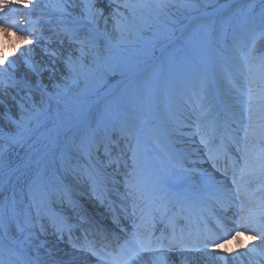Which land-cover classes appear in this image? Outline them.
Masks as SVG:
<instances>
[{
  "label": "snow or ice",
  "instance_id": "snow-or-ice-1",
  "mask_svg": "<svg viewBox=\"0 0 264 264\" xmlns=\"http://www.w3.org/2000/svg\"><path fill=\"white\" fill-rule=\"evenodd\" d=\"M98 0H85L84 7L82 9V15L74 16L67 11V0H57L54 8L60 13L58 17L57 26L54 29V35L57 37L59 43L63 45L65 40L67 41L68 48L61 50H54L49 52L45 49V53L50 56V63L55 65L57 61H61L64 65V69L67 72L63 79L67 82L64 85L55 84V87L67 91L69 85L78 83L81 79L87 81L93 78L98 72L106 69L109 62L113 59L111 55L112 48L108 43H105V52L108 54L102 55L100 48L101 35L107 36V25L109 17L113 21L114 31L118 33V43L127 42L133 36H139L143 29L150 28L155 19L161 17H168L170 15V9L175 6V0H109L110 5L115 4L116 7H112L108 15H105L103 7H97ZM31 9L34 6L33 0H0V66H4L8 62V56L4 54L3 49L7 46L6 42L12 37L16 36V39L22 44H31L33 40L28 39V34L20 28L21 25L29 23L30 26H35L37 21H27L23 18L10 17L9 10L13 8ZM121 8L127 10V14L121 11ZM25 16L31 15V12L23 14ZM104 22V29L100 28V21ZM91 25V27H89ZM22 34L17 35V31ZM259 38H264V10L261 12V30L259 32L254 29H249L246 35H234L233 36V49L238 54L239 63L236 65L237 71L240 76L247 80L246 90L241 91V95L247 96L248 112H249V124L244 128L243 139L247 141L249 132L253 128L252 120V104L255 99L253 94V85L256 83L257 75L261 80H264V54L257 55L255 49V41ZM33 39H37L33 37ZM251 41V43H249ZM16 51L15 46L12 49ZM32 50L29 49L30 53ZM24 56L27 53L22 54ZM25 64L28 65L29 71L34 72L38 77L44 69H39L28 64L25 60ZM16 61L8 63L7 67H0V71L7 74L4 78H0V89H7L11 81L10 69H15ZM255 70V71H254ZM47 71L50 73V79H54L56 74L55 67H49ZM14 83V81H12ZM25 84V87H28ZM40 86V80H37V87ZM239 90V89H238ZM60 95V93H56ZM31 99V97H28ZM47 101L43 95L41 97L40 104H46ZM32 111L29 116L23 115V105H21L22 114L19 121H14L18 129L17 132L7 134L6 136H0V140H7V143L0 144V156L4 155L13 146H24L25 134L30 133L32 128L30 125L33 121L39 126V118L44 111L43 108L33 104ZM205 118L206 132L201 133V142L207 144L208 136L215 137L219 127L218 121L215 118L209 119L210 111L202 112ZM119 139L124 140L127 148V153L123 150L118 155H113L112 146H116L119 140H114L111 135L106 134L104 137H98L95 132H85L80 136L79 141L73 137L71 143L89 159L91 162L93 157L98 160L101 151L107 158V164L105 166L115 165L116 170H119L120 166L128 169L126 175V186L128 187V194L133 200V215H136V201L141 199L148 204L153 201H167L172 203L173 201L179 202L184 198L183 191L177 187L175 189L166 190L170 188L164 182L162 170L154 168L150 163L149 147L147 144L142 143L139 138V133L133 134L130 126L123 125L119 129ZM154 143H159L156 138ZM236 144V151L239 152L240 160L243 161V165L240 166L237 162L240 172L243 174L248 168L247 147L241 146L239 138L233 140ZM29 148L32 146L29 145ZM38 151V150H37ZM127 156V158H125ZM26 163L23 164L25 169L31 168L32 160L30 156H27ZM129 161L131 162L129 164ZM36 171L33 174L31 181L28 185L29 195L33 200V205L36 207L37 218L40 216L39 202L36 199V194L47 195L45 190L42 170L40 169V160L35 161ZM21 166H17L16 171ZM95 170V165H92ZM261 172H264V156L261 157L260 163ZM24 175V173H21ZM93 183L95 184V177L91 176ZM19 178V177H18ZM233 183H237L233 179ZM240 189L237 188V193ZM13 203H15L13 198ZM241 206V211H242ZM142 214L138 216L134 224V230L128 235V238L124 240L122 244L118 246L117 251L109 253L113 258V264H186L188 256L186 253L190 251H199V248L191 249L189 246L183 243V240H177L175 234L171 238L161 237L153 239L151 234L144 235L141 232V228L145 226L146 221ZM160 214L159 209L153 213L152 220H155L156 215ZM166 215V212L164 213ZM236 222L234 221V224ZM29 228L33 229L28 233L30 238L35 236V229L37 223H33L31 217L28 222ZM19 227V226H18ZM52 227L59 239L63 238L64 232L67 229L70 233V228L62 221L52 220ZM39 229L44 232V225L39 224ZM251 229V234L248 235L249 240L260 239L261 245H264V212H261L258 220L250 221L249 217L241 215L236 227L228 229V235L225 237H218L217 239H209L212 248L219 250L231 243L232 240H241L245 233ZM20 231H24L23 228H19ZM71 240V236L69 235ZM222 240V243L219 242ZM166 241V242H165ZM46 241H41L36 249V264H39V248L42 247ZM73 247H77L73 244ZM82 250H86L96 255V252L91 247L80 246ZM208 243L204 245L207 249ZM247 247V246H245ZM255 252L256 249H251ZM48 255L51 257V251ZM207 255V253H205ZM225 264L227 260L224 257ZM0 264H4L3 260H0ZM49 264H70L68 261H60L55 258L51 259Z\"/></svg>",
  "mask_w": 264,
  "mask_h": 264
},
{
  "label": "bare ground",
  "instance_id": "bare-ground-1",
  "mask_svg": "<svg viewBox=\"0 0 264 264\" xmlns=\"http://www.w3.org/2000/svg\"><path fill=\"white\" fill-rule=\"evenodd\" d=\"M57 3V0H33V4L35 7L31 9H22L19 7L13 8L9 10V13H18V12H24L34 14L35 16L38 14L41 15H51V17L48 19L52 23L57 24L58 23V17L60 16V13L56 11L54 8V5ZM68 8L67 11L72 13L74 16H80L82 15V9L85 4V0H67ZM228 3L224 6L219 7V11H224L226 9V6ZM97 7H103L105 15L107 16L108 13L111 11L112 7H116L115 4H109L108 0H98V3L96 4ZM121 11L125 12L127 14V10L121 8ZM91 27V25H89ZM100 28L104 29V22L103 20L100 21ZM21 29L24 30L28 34V39L33 40L31 44H22L20 41L16 39V36H12L7 42V46L3 49L4 54L8 56V62L4 66L0 67H7L9 62L16 61V67L15 69H10L11 73V81L10 85L17 86L16 89L11 90L9 87L7 89H0V136H6L7 134L15 133L18 131L16 124L14 121H19L22 109L21 105H23L24 111L23 115L25 117L29 116V114L34 111L32 108V105L35 104L41 108H44L47 106V103L50 101H55L58 96L64 95L68 92L70 89V85L67 88V91H63L62 89H58L55 87V84H61L64 85L67 82L63 79V76L67 75L66 70L64 69L63 63H59V61L56 62L55 65H52L50 63V56L45 53V49H47L49 52H52L54 50H65L68 47H65L64 45H57L52 43H45L43 42L42 37H36L35 29H30V25H25L21 27ZM107 31L108 35L104 36L101 35L100 38L104 40V42L112 43L114 42L113 39L116 38V34H114V28H113V21L109 17L108 25H107ZM22 34L19 30L17 31V35ZM0 37H2V34H0ZM33 37H36L37 39H33ZM17 49L16 51H13V47ZM31 49L32 51L29 53L28 50ZM24 53H27L26 56L22 55ZM25 60H27L28 64L32 65L33 67L39 69H44L39 75V77L34 73L29 71L28 65L25 64ZM49 67H55L56 74L54 79H50V73L47 71ZM7 74L0 71V78H4ZM40 80V86L37 87V80ZM14 81V83H12ZM85 82V80L81 79L78 83ZM25 84H28V87H25ZM77 84V83H76ZM112 85H110L108 88L104 90L105 92H109ZM37 91L38 93H41L45 96V100L47 101L46 104L41 105L40 101L41 98L37 96H33V92ZM60 93V95H56V93ZM258 95H264V87L258 88ZM28 97H31V99H28ZM95 110V104L92 103L88 109L89 111V117L88 119L94 118V111ZM248 114H245L246 118ZM252 120L253 122V130L256 131L255 128H258L264 123V102L263 103H254L252 104ZM41 117V116H40ZM40 119V118H39ZM35 121H33L34 123ZM45 122V121H44ZM36 123V122H35ZM46 122L44 123V125ZM205 125V119L201 122L199 131L201 133L206 128ZM71 126L69 130L72 128ZM251 129V130H252ZM67 129H62L59 131L53 132V142L51 143L52 146H56L58 143V140L60 136L63 134H66ZM255 135V136H254ZM219 133H217L216 137L213 138L214 141H211L208 145L216 144L219 146L221 142ZM254 136V137H253ZM59 137V138H58ZM244 135L242 136V138ZM58 138V140H57ZM57 141H55V140ZM186 139V138H183ZM250 141V145H247V152L249 153L254 147L257 146L259 141L257 140L256 134L254 132H249V137L247 141ZM257 140V141H255ZM4 142H7V140H3ZM55 141V142H54ZM185 142H187L185 140ZM257 143V144H256ZM0 144H2L0 142ZM59 144V143H58ZM256 144V146H255ZM233 147H231L232 149ZM50 150L43 151V157L42 155H34L35 160H33L30 170H32L34 173L36 171V164L35 161L37 159L45 160V163L53 166V163L50 159ZM216 152L214 151L213 154ZM212 154V156H213ZM251 153H249L250 155ZM25 155H29L28 153H25L24 151H20L18 149H15L14 153H10V151H7L4 155L0 156V165L4 163H8L9 165L18 163L19 159L26 158ZM234 159L237 162H240V153L234 152V155L231 154ZM257 156V159L259 160L260 154H255ZM75 156V155H72ZM210 161L207 159H195L193 161L194 166L197 168H201L202 170H206L211 168L212 166L209 164ZM255 161L251 162L248 159V171L250 173H241L239 172L238 176H236V182L237 186L239 185V188L245 189L248 186H250L253 181H255V176H260L259 170H257V164L255 165ZM9 167V166H8ZM54 167V166H53ZM0 169V260H3L4 264H36V249L37 246L40 244L41 241H46V243L39 248V264H49L50 260L55 258L60 261H68L70 264H87L86 260L87 257L83 254H80L78 252H75L72 248H69L68 246H64L59 239H57L55 236H49L48 234H40L38 238L33 237L30 238L28 236L29 232L24 233V241L19 239L18 237L14 236L16 235V232L19 233L18 226L19 224L23 223L20 220H25L24 217H20L19 215L16 217V219H10L5 212L10 207V203L13 201V197L17 195V188L14 187V183L16 184L19 179H15V176L17 174L11 175V171H5ZM64 172L67 174V167L65 168ZM253 174V175H252ZM70 176V173L67 174ZM251 175V176H250ZM262 181V178L260 176V180H257V182ZM221 182H223V187H221ZM264 182V180H263ZM261 182V183H263ZM229 181H218V184L216 185L219 189H226L225 185L228 184ZM80 188V187H79ZM81 189V188H80ZM75 189L77 193H80ZM47 191V195H41V197L47 198L48 203L50 206H55L50 201V193ZM90 194V193H89ZM252 195H264V186L260 187L259 191H254L253 193H250L248 197H251ZM65 196V195H64ZM49 197V198H48ZM89 199H91L90 202V210L89 213H91L89 216L91 218L98 217L100 214L96 210L99 209V205H95V199L90 195ZM252 199V198H251ZM17 202V201H16ZM15 202V203H16ZM32 206V205H31ZM33 207V206H32ZM71 208H73L71 206ZM119 212H121L119 210ZM45 216H48L49 214L47 212L44 213ZM83 216V215H82ZM81 216V217H82ZM85 216V215H84ZM100 216H102L100 214ZM50 217V216H48ZM98 218L97 220H100ZM6 223L10 222L11 226L10 229H7L5 226ZM19 223V224H18ZM25 223H28L26 220ZM4 224V225H3ZM48 230L52 228V223H48ZM39 226V224H37ZM67 228L74 229L72 223H69L66 225ZM29 228V226H28ZM76 232L70 233L71 239L77 236L79 233L78 229H74ZM66 231H68L66 229ZM248 231H251L249 229ZM21 235V233H19ZM22 236V235H21ZM63 236L69 237V234H64ZM14 239V240H13ZM69 239V238H68ZM66 241V240H65ZM247 246V247H245ZM255 248L256 251L252 252L251 249ZM49 250L51 251V257L48 255ZM207 253V255H205ZM188 256L186 264H225L224 259H219L220 257H224L227 260V264H264V245H261L260 239L257 238L256 240H249L248 236H243L241 240H232L231 243L227 244L223 248L219 250H214L213 248L200 251L198 253H188L186 254Z\"/></svg>",
  "mask_w": 264,
  "mask_h": 264
},
{
  "label": "rangeland",
  "instance_id": "rangeland-1",
  "mask_svg": "<svg viewBox=\"0 0 264 264\" xmlns=\"http://www.w3.org/2000/svg\"><path fill=\"white\" fill-rule=\"evenodd\" d=\"M225 1L227 0H175V6L170 9V15L168 17L155 19L152 23V26L150 28L143 29L138 37L133 36L127 42L118 43V33L114 31V34H116V38L113 39L114 42H108V44L112 48L111 55L113 59L109 62L107 68L102 70L101 72H98L93 78H90L85 82L70 85V89L66 94L58 96L55 101H50L49 103H47V106L43 108L44 111L42 112L39 119V126H37L35 122L32 123L30 125L32 131L25 134L24 146H13L9 150L10 153H14L15 149H18L20 151L22 150L25 153H28L29 155H25L26 157H31L38 152L41 153L40 151L45 146H47L48 141H50L51 139L50 133L54 132L57 128L56 126H54V124L56 123L57 126L59 125V127H61L64 123L71 120L72 113L77 114L79 112L80 109H77L76 105H82L84 102H87V104L90 103L97 92H99V89L102 86L105 77L117 80L133 72L132 70H134L133 68L135 67L136 57L140 59L138 62L140 63L138 67L145 65L147 62H150L157 55V48L163 42L175 36L178 33L177 31L179 25L190 15H197L199 13L208 14ZM242 3L245 4V8H243ZM262 10H264V0H246L237 2L230 7H227L224 11L225 13H220L218 14V16L216 15L217 17L210 20L211 22L217 19L219 20V22H223L226 20V27H229V30H239L241 28L249 27V25H258L260 23ZM233 20L235 21L234 25L232 26L231 24L233 23ZM254 30L259 32L261 30V27H255ZM207 33H209V30L199 29L193 32L192 37H189L186 34L183 35L181 37L183 43L181 42L177 44L179 42L178 40V42L176 43L177 45L174 44L176 46L173 45L171 49L166 52L165 56H163V59L166 62V64H164V74H161V63L159 61H156L152 66L148 67L146 71H143L139 76H137L132 82L124 85L122 89V92L124 94L121 97L122 99L119 100L118 105L123 108L126 104H129L133 100V94L130 89L131 87L128 85H131L134 82H136L137 84V81H139L140 86L147 89L146 95H148V87H150L151 84L158 80L160 76H162L164 80L163 87L165 88L166 85L171 83V78H175V76H177L178 70L182 71L185 69V74H187L189 72L187 70V64L190 60L194 59V61H196L197 63L199 62L198 67L202 68L205 63L202 56V45ZM259 39L261 41V46H263L264 38ZM105 43L106 42H104V40L100 38V51L102 55L108 54L105 52ZM64 46L68 47L67 45ZM59 63L62 62L59 61ZM176 68L179 69L175 70ZM238 76H240L239 72L235 71V73L231 75L232 79H230L228 83L221 80L218 81L221 89H218L217 91L222 99V102L226 106L227 104H231L230 106H228V108H238L237 105L233 102H235L237 98L240 99L241 103L239 104V109H241L242 112V110H246L248 106L247 96L241 95V91L246 90L247 88V80L243 77ZM236 84L239 85V90ZM163 87L159 86V91L162 94H164ZM12 88H15V86L10 87L11 90H13ZM32 95L41 98L43 94L34 91ZM43 97L45 99L44 95ZM142 97L143 95H141V98ZM171 98H173V94L171 95ZM263 102L264 97H261L257 99L256 103ZM101 104L102 103L96 105L97 107H100L99 110L101 111L108 112L109 109H115V104L110 99H107L105 101L104 106H102ZM168 104L169 101L165 99L160 105L168 109ZM147 106V102L142 99V101L138 102L136 107L133 108V111L137 108L139 110V113L130 115L129 117L135 130L141 131L142 128L147 125ZM110 114L111 116H114L113 113ZM99 118H97L96 123L98 122ZM44 121L46 122L45 125ZM238 122L240 123V121ZM175 124L180 125L178 121H176ZM242 124L245 125L244 123ZM183 129L186 128L183 127ZM80 131L82 130H79V132ZM81 133L82 132H80V134ZM0 142L2 144L7 143L3 140H0ZM29 145H31L32 147L29 148ZM21 160H25V158ZM21 165L22 164H20L19 166ZM3 166H5V163L0 165V167Z\"/></svg>",
  "mask_w": 264,
  "mask_h": 264
}]
</instances>
